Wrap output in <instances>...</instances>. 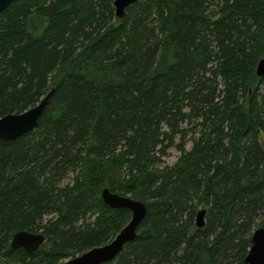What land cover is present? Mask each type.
<instances>
[{
	"label": "trees",
	"instance_id": "1",
	"mask_svg": "<svg viewBox=\"0 0 264 264\" xmlns=\"http://www.w3.org/2000/svg\"><path fill=\"white\" fill-rule=\"evenodd\" d=\"M114 1L15 0L0 14V118L50 95L33 131L0 139V264L109 244L131 212L103 189L146 206L105 264H246L264 228V0H142L122 18ZM171 148L180 158L160 167ZM21 231L44 244L12 249Z\"/></svg>",
	"mask_w": 264,
	"mask_h": 264
},
{
	"label": "water",
	"instance_id": "2",
	"mask_svg": "<svg viewBox=\"0 0 264 264\" xmlns=\"http://www.w3.org/2000/svg\"><path fill=\"white\" fill-rule=\"evenodd\" d=\"M14 1L0 0V14ZM139 1L142 0H115L114 7L116 16L122 18L125 9ZM256 75L259 78H264V57L259 60L256 66ZM49 96L47 95L38 105L24 113L10 114L0 118V139L9 141L33 131L44 111ZM101 198L109 208L129 210L131 212L130 221L109 244L91 249L62 264H105L113 262L122 252L126 244L135 239L137 228L146 215V206L142 202L111 193L109 189L102 190ZM205 216V210L197 212L195 225L198 229H202L205 226ZM44 242L45 238L42 234L21 231L13 235L11 248H21L27 254H33L41 248ZM245 263L264 264V228L257 229L253 232L251 247L245 258Z\"/></svg>",
	"mask_w": 264,
	"mask_h": 264
},
{
	"label": "rangeland",
	"instance_id": "3",
	"mask_svg": "<svg viewBox=\"0 0 264 264\" xmlns=\"http://www.w3.org/2000/svg\"><path fill=\"white\" fill-rule=\"evenodd\" d=\"M187 136L189 137L188 140H185V149L187 151H190L192 148V138L190 139V137H192V135L189 133L187 134ZM180 158V152L177 150V148H171L166 156L162 159L161 163H160V167H171L173 165H175L178 161V159ZM202 207H198L196 209V212L202 210Z\"/></svg>",
	"mask_w": 264,
	"mask_h": 264
}]
</instances>
